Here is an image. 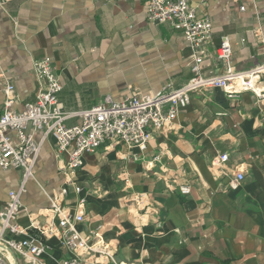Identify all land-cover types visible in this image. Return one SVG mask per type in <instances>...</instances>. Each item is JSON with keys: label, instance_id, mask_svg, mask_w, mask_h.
Here are the masks:
<instances>
[{"label": "crops", "instance_id": "0c3cea01", "mask_svg": "<svg viewBox=\"0 0 264 264\" xmlns=\"http://www.w3.org/2000/svg\"><path fill=\"white\" fill-rule=\"evenodd\" d=\"M189 2L214 28L202 74L224 73L225 65L215 56L224 37L230 40L235 69L262 63L264 0ZM45 58L62 82L60 98L67 112L88 110L105 97L122 100L182 86L193 75V49L183 34L148 22L141 0H0V105L6 81L16 88L13 109L21 111L36 100L33 63ZM260 87L264 91V79ZM55 153L49 139L35 168L36 180L29 181L22 197L29 213L49 207L48 195L60 190L63 176ZM224 154L229 161L216 166L215 159ZM156 157L159 161L151 164ZM241 171L242 186L229 190ZM22 180L21 170L0 171V203ZM76 180L88 199L81 229H100L118 262L264 264V94L196 93L179 112L174 129L154 133L145 152L108 143L85 157ZM180 184L189 185L191 194L182 195ZM131 193L152 199L154 214L141 232L127 203ZM75 198L71 191L67 205L74 209ZM160 220L159 228L154 222ZM20 223L28 226L25 215ZM67 256L63 249L53 253L55 260Z\"/></svg>", "mask_w": 264, "mask_h": 264}, {"label": "built area", "instance_id": "2783aa9c", "mask_svg": "<svg viewBox=\"0 0 264 264\" xmlns=\"http://www.w3.org/2000/svg\"><path fill=\"white\" fill-rule=\"evenodd\" d=\"M141 1L148 22L172 26L193 49V75L184 85H168L157 93H135L122 100L105 97L88 110L67 112L60 98L63 85L49 58L34 61L36 100L26 103L23 110L13 109L17 102L14 84L4 83V102L0 105V171L21 170L23 180L17 190L9 192L7 202L0 203V264H50L46 257L53 264H124L117 261L100 229L88 232L81 229L86 223L88 199L85 189L77 183L76 173L84 166L85 157L108 143L145 152L154 133L174 129L179 112L190 105L196 93L221 89L229 98L243 93L258 97L264 94L260 87L264 79V55L259 65L239 71L231 66L233 50L229 38L224 37L215 49L216 58L225 65L224 73L204 75L202 63L214 31L210 19L198 14L189 0ZM261 41L264 44V39ZM76 118L79 123L69 124ZM49 139L55 142L63 183L59 191L48 195L49 207L36 215L27 211L22 197L29 181L36 180L35 168ZM158 161L156 157L151 164ZM228 161L229 155L224 154L214 164L221 167ZM244 181L245 172L241 171L232 178L228 189L238 190ZM178 189L186 196L192 192L187 184H180ZM71 191L76 197L75 209L67 205ZM127 203L135 230L141 232L152 220V199L147 193H131ZM24 215L28 226L20 223ZM161 222L154 223L160 228ZM56 249H63L69 256L53 259Z\"/></svg>", "mask_w": 264, "mask_h": 264}, {"label": "water", "instance_id": "95a60500", "mask_svg": "<svg viewBox=\"0 0 264 264\" xmlns=\"http://www.w3.org/2000/svg\"><path fill=\"white\" fill-rule=\"evenodd\" d=\"M14 264H16V263H14Z\"/></svg>", "mask_w": 264, "mask_h": 264}]
</instances>
